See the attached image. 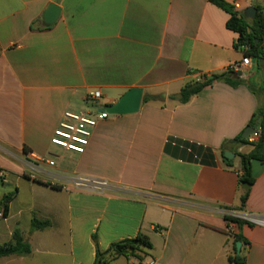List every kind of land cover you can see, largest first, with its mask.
I'll list each match as a JSON object with an SVG mask.
<instances>
[{
    "label": "crops",
    "instance_id": "1",
    "mask_svg": "<svg viewBox=\"0 0 264 264\" xmlns=\"http://www.w3.org/2000/svg\"><path fill=\"white\" fill-rule=\"evenodd\" d=\"M224 1L243 16L264 7V0ZM52 4L60 16L49 27L43 16ZM229 18L211 0H0V212L13 194L0 245L19 229L33 250L0 264H95L98 248L139 234L149 238L156 264H237L239 254L243 264H264V228L237 229L225 219L264 216V154L251 160L245 190L239 154L254 147L229 143L260 105L248 84L215 82L184 105L142 102L135 114L110 115L84 154L51 143L67 112L95 115L135 88L143 98H169L225 72L244 56ZM255 69L242 79L260 87L264 69L254 62ZM94 91L102 99L90 100ZM224 144L235 155L230 161ZM32 154L55 165L37 164ZM77 176L109 185L81 191ZM34 218L50 225L34 230ZM236 233L248 243L239 253ZM37 252L49 257L32 258ZM113 262L139 264L124 255Z\"/></svg>",
    "mask_w": 264,
    "mask_h": 264
},
{
    "label": "trees",
    "instance_id": "2",
    "mask_svg": "<svg viewBox=\"0 0 264 264\" xmlns=\"http://www.w3.org/2000/svg\"><path fill=\"white\" fill-rule=\"evenodd\" d=\"M213 4L222 8L229 13L230 18L227 22L228 29L239 34V39L235 45L236 49L243 52L244 57H250L256 63L258 69L261 68V62H264V7L255 5L257 14L254 20L246 19L240 12H238L234 6L228 4L224 0H211ZM246 47V49L244 48ZM264 72V71H263ZM215 82H225L234 87L246 83L250 89L260 99V105L258 110L254 113L248 127L261 128L262 137L256 143H251L248 139L243 137V133L229 143L237 144L238 146L251 145L254 147L249 154H239L243 161L244 174L240 177V183L253 184L251 177L250 162L253 159H261L264 154V80L262 79V85L260 87L254 86L249 83L248 80H243L237 73H218L210 76H203L202 81L186 84L177 95L169 96V99L177 104L184 105L191 101V99L202 91L204 88L214 84ZM165 98L162 95H145L143 103L157 102ZM226 150L224 144L222 149V156ZM13 194L6 196L2 202L4 205V214L7 216L8 203L11 201ZM249 196V191H246L242 197V207L245 206ZM225 219L229 223L235 224L237 229H240L243 221L226 216ZM50 223L48 221H42L37 218L32 220V229L42 230L48 227ZM235 245L240 242L242 245L248 244L240 233L234 235ZM152 248V244L149 238L144 234H139L134 239H126L110 245L106 251H101L99 248L96 250L95 264H109L111 260L120 256H126L128 258L138 259L140 262L148 257V251ZM31 244L26 241L19 229L15 230L12 241L0 245V258L9 256H26L32 253ZM237 264H243L245 256L243 254L236 255L232 259Z\"/></svg>",
    "mask_w": 264,
    "mask_h": 264
},
{
    "label": "built area",
    "instance_id": "3",
    "mask_svg": "<svg viewBox=\"0 0 264 264\" xmlns=\"http://www.w3.org/2000/svg\"><path fill=\"white\" fill-rule=\"evenodd\" d=\"M238 7V5H236ZM246 49V47H244ZM2 50L0 49V55ZM254 66V60L250 57H244L239 60L230 63L226 69V73H242L243 78H247V74L250 73ZM89 99L92 101H99L102 99L101 92L94 91L89 94ZM110 114L105 110L98 111L95 115L79 114L74 112H67L65 114V119L55 130L54 136L51 139L52 145L64 149L69 152L76 154H84L87 147L90 144L92 138V133L94 128L97 126L98 122L106 120ZM257 134L250 137L249 141L251 143H256L262 137L261 128H256ZM31 159L37 164H47L49 166H54L55 162L49 160L45 157L37 156L32 154ZM38 168V167H35ZM4 177V174H0ZM36 177L33 176V179ZM73 184L76 189L85 192H95L102 193L107 187L108 182L105 180L87 177V176H77L73 180ZM230 217L239 219L246 224L263 227L264 228V216L263 215H253L244 212L232 213L228 215ZM0 218L6 219L4 210L0 212ZM147 264H156L154 259H150Z\"/></svg>",
    "mask_w": 264,
    "mask_h": 264
},
{
    "label": "water",
    "instance_id": "4",
    "mask_svg": "<svg viewBox=\"0 0 264 264\" xmlns=\"http://www.w3.org/2000/svg\"><path fill=\"white\" fill-rule=\"evenodd\" d=\"M257 14V9L254 7L247 8L244 17L246 19L254 20ZM60 16V8L52 4L44 13L43 19L46 26H52L56 23ZM261 68L264 69V62H261ZM239 77L243 78V74L240 72L238 73ZM143 90L140 88L131 89L126 92L118 102L109 106L106 111L110 115H126V114H135L140 110L141 104L143 102ZM257 134V130L254 127H248L245 132L243 133V137L248 139ZM235 157L233 153L224 152V159L225 161H230ZM250 184L244 183L243 188L248 190ZM238 253L242 247V243L238 242L236 244Z\"/></svg>",
    "mask_w": 264,
    "mask_h": 264
},
{
    "label": "rangeland",
    "instance_id": "5",
    "mask_svg": "<svg viewBox=\"0 0 264 264\" xmlns=\"http://www.w3.org/2000/svg\"><path fill=\"white\" fill-rule=\"evenodd\" d=\"M255 72H256V69H255V71H253V72H251V73H248L247 74V76H252V75H255ZM158 102L159 103H162V104H164V105H173V104H175L176 102H174V101H172V100H170L169 98H163V99H161V100H158ZM53 153H56V152H53ZM49 257V255L47 254V255H45V254H43V253H40V252H37V253H35L33 256H32V258H36V259H43V258H48ZM149 260V258L148 257H145L144 258V260L143 261H139L138 259H136V261L139 263V264H145V262H147ZM122 262V261H121ZM112 264H120V263H118V262H113Z\"/></svg>",
    "mask_w": 264,
    "mask_h": 264
}]
</instances>
